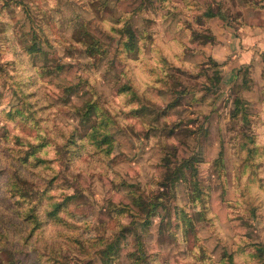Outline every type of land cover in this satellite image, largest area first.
<instances>
[{"label": "rangeland", "instance_id": "374dc122", "mask_svg": "<svg viewBox=\"0 0 264 264\" xmlns=\"http://www.w3.org/2000/svg\"><path fill=\"white\" fill-rule=\"evenodd\" d=\"M261 2L0 0V264H128L135 233L151 264H258L264 54L231 80L212 47ZM157 195L109 260L102 239L133 219L115 207L145 217Z\"/></svg>", "mask_w": 264, "mask_h": 264}, {"label": "trees", "instance_id": "16d2710c", "mask_svg": "<svg viewBox=\"0 0 264 264\" xmlns=\"http://www.w3.org/2000/svg\"><path fill=\"white\" fill-rule=\"evenodd\" d=\"M134 30L131 27H126V32L127 33H131V35L129 37H127L126 39V44L127 46L130 48V50L134 49V44H129L128 42L131 41L130 39L132 38V35L134 37ZM101 44V41L98 38H93V45H91V48L94 50H100L99 49V45ZM95 135V134H94ZM97 135V134H96ZM95 135V136H96ZM100 134H98L99 136ZM98 141V140H97ZM104 141V143H106L108 146H110V140L108 138V135H104V139L102 140ZM101 143V141L99 142V144ZM44 146L43 144H39V145H34L32 147V151L31 152H27V155L24 157V159L28 160L30 158H35V166L41 161L42 157H35L36 156V152L41 149V147ZM36 153V154H34ZM191 163V159H187L186 162H184L183 165H178L175 169H171L169 168V172L167 174V182L162 183V186L165 188L167 187L169 190V193H165V194H171V197H173L174 199H178V184L179 181L183 180V177L185 176V167L188 165V163ZM162 195H157L155 197V199H150L149 201H142L137 203V205H140L142 207V211L144 212L145 217H138V213H135L133 211V209L126 205L123 207L117 206L115 208H117V212H129L131 213L130 216H133V219L131 220V222L129 224H122L123 227L119 230L114 231V235L111 237H105V239H102L103 241V245H104V249L102 250L104 255L107 256V258L110 260L113 257V250H121L122 246L125 243H122V240L126 238V233L127 232H134V226L136 225L137 221L141 218L144 219V221H142L143 225L146 224H151V219L152 216L154 217L155 215H157V208L159 207H163L164 209H167L168 204L165 201H161L162 200ZM177 201V200H176ZM63 208V204L62 202H60L57 206H54L53 208V212L54 209L55 211H57V213ZM113 208V209H115ZM169 209V208H168ZM112 209L110 208V211ZM114 212V211H113ZM54 214V213H53ZM50 215L52 218H57V214L55 216L52 215V213L50 212ZM135 217V218H134ZM29 218H33L34 222H36L37 224H39V221L37 219V216L33 215L32 213H30ZM31 220V219H30ZM32 220V222H33ZM33 222V223H34ZM194 225L193 220L188 217L185 221V226L186 228H192ZM34 227H36L34 225ZM127 231V232H126ZM112 239V240H109ZM250 246V248H254L253 249V256L258 257L257 258V263L258 264H264V261L262 260V256L264 255V244L263 243H250V245L248 244V247ZM49 250H52L56 257L58 258V252L60 251V248L55 246H49ZM255 250V251H254ZM130 255L132 256V261H130L128 264H151L150 261V257L151 254L148 252L147 249V245L145 240H143V235L141 233H135V238H134V250L133 252L130 253ZM264 259V258H263ZM55 263H50V264H56Z\"/></svg>", "mask_w": 264, "mask_h": 264}, {"label": "crops", "instance_id": "0c3cea01", "mask_svg": "<svg viewBox=\"0 0 264 264\" xmlns=\"http://www.w3.org/2000/svg\"><path fill=\"white\" fill-rule=\"evenodd\" d=\"M253 8L252 11L246 12L245 16L240 19L237 30L231 31L230 26H226L230 31L227 37H223L214 31L215 46L212 47L214 53L221 51L225 55L219 62L224 63L226 71H229L230 79L233 80L236 75L234 72L242 66L256 64L260 66V58L264 54V2ZM245 9V7L243 8ZM248 9L249 6H248ZM234 30V29H233ZM217 47H222L218 50ZM218 50V51H217Z\"/></svg>", "mask_w": 264, "mask_h": 264}]
</instances>
